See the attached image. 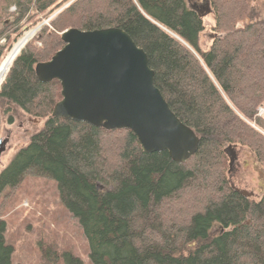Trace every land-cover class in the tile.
Here are the masks:
<instances>
[{
    "label": "trees",
    "instance_id": "1",
    "mask_svg": "<svg viewBox=\"0 0 264 264\" xmlns=\"http://www.w3.org/2000/svg\"><path fill=\"white\" fill-rule=\"evenodd\" d=\"M207 1L217 34L201 50L203 20L188 0H0V62L50 17L0 77V119L20 109L43 121L0 172V189L27 175L54 180L92 264H264V191L236 190L223 152L244 147L264 170V19L246 22L252 0ZM108 27L147 53L155 85L199 137L186 162L144 152L129 129L51 116L60 83L39 80L35 64L62 47L59 31Z\"/></svg>",
    "mask_w": 264,
    "mask_h": 264
},
{
    "label": "water",
    "instance_id": "2",
    "mask_svg": "<svg viewBox=\"0 0 264 264\" xmlns=\"http://www.w3.org/2000/svg\"><path fill=\"white\" fill-rule=\"evenodd\" d=\"M61 40L62 47L34 67L39 80L60 83L61 99L51 116L107 130L129 129L144 152L167 151L177 163L186 162L196 152L199 137L170 109L154 83L147 53L125 30L69 28L61 33ZM223 152L230 172L236 148L228 144ZM236 190L248 197L253 194Z\"/></svg>",
    "mask_w": 264,
    "mask_h": 264
},
{
    "label": "rangeland",
    "instance_id": "3",
    "mask_svg": "<svg viewBox=\"0 0 264 264\" xmlns=\"http://www.w3.org/2000/svg\"><path fill=\"white\" fill-rule=\"evenodd\" d=\"M188 1L196 9L210 8L207 0ZM252 5L264 13V0H256ZM212 15L209 12L202 17L204 28L198 36L201 50H207L217 34ZM48 20L45 18L42 23L46 21L45 24H48ZM30 30L25 31L2 60L4 65L0 77L19 47L33 34L34 31ZM4 40L1 39L0 43ZM261 107L263 109L258 115L262 116L264 106ZM13 119L12 123H8L7 114L1 115L0 146L3 150L0 152V172L43 124L42 120L29 117L20 109L14 111ZM236 152L230 180L235 187L252 192L253 198H259L264 191V170L248 149L236 147ZM0 222L3 224H0L2 244L11 248L8 252L9 264H92L87 238L77 220L60 202L54 180L27 175L17 187H2ZM4 251V248L0 249V256ZM4 263L3 259L0 264Z\"/></svg>",
    "mask_w": 264,
    "mask_h": 264
},
{
    "label": "flooded vegetation",
    "instance_id": "4",
    "mask_svg": "<svg viewBox=\"0 0 264 264\" xmlns=\"http://www.w3.org/2000/svg\"><path fill=\"white\" fill-rule=\"evenodd\" d=\"M256 0H252V2L254 3ZM252 3V4H253ZM207 6V5H205ZM205 10H208L210 11V13L212 12L210 8H205ZM203 10V7L202 9H197L198 12H202V11H205ZM251 18V20H254V19H261L263 20L264 19V13L260 12L259 10H256L253 5H252V9H251V12L248 13L247 17H246V22H248V20Z\"/></svg>",
    "mask_w": 264,
    "mask_h": 264
},
{
    "label": "built area",
    "instance_id": "5",
    "mask_svg": "<svg viewBox=\"0 0 264 264\" xmlns=\"http://www.w3.org/2000/svg\"><path fill=\"white\" fill-rule=\"evenodd\" d=\"M46 22V21H45ZM263 108H259V113L262 111Z\"/></svg>",
    "mask_w": 264,
    "mask_h": 264
},
{
    "label": "bare ground",
    "instance_id": "6",
    "mask_svg": "<svg viewBox=\"0 0 264 264\" xmlns=\"http://www.w3.org/2000/svg\"><path fill=\"white\" fill-rule=\"evenodd\" d=\"M35 29H32V30H30L31 32H33Z\"/></svg>",
    "mask_w": 264,
    "mask_h": 264
}]
</instances>
